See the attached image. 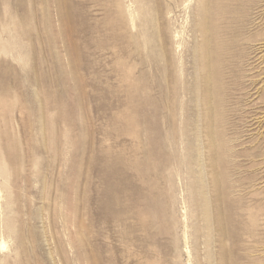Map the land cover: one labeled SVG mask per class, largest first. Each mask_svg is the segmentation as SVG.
I'll list each match as a JSON object with an SVG mask.
<instances>
[{"label":"rangeland","instance_id":"obj_1","mask_svg":"<svg viewBox=\"0 0 264 264\" xmlns=\"http://www.w3.org/2000/svg\"><path fill=\"white\" fill-rule=\"evenodd\" d=\"M0 264H264V0H0Z\"/></svg>","mask_w":264,"mask_h":264}]
</instances>
